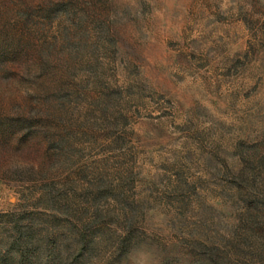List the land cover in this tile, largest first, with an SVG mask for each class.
Segmentation results:
<instances>
[{
	"label": "rangeland",
	"instance_id": "374dc122",
	"mask_svg": "<svg viewBox=\"0 0 264 264\" xmlns=\"http://www.w3.org/2000/svg\"><path fill=\"white\" fill-rule=\"evenodd\" d=\"M17 224L40 264H264V0H0Z\"/></svg>",
	"mask_w": 264,
	"mask_h": 264
},
{
	"label": "trees",
	"instance_id": "16d2710c",
	"mask_svg": "<svg viewBox=\"0 0 264 264\" xmlns=\"http://www.w3.org/2000/svg\"><path fill=\"white\" fill-rule=\"evenodd\" d=\"M67 5L68 4H62V3H55L52 4L46 11L45 14H47L46 19H48V23L51 25L53 22H55V20H57L58 16L57 15H61L63 14L64 16H67ZM25 15V14H24ZM28 47H30V49H32V46L28 45ZM51 47L52 46H42L41 47V52L39 51V56L41 57V59L44 61L45 66H51L52 65V61L50 58V51H51ZM94 218L92 220V223L90 222V224H88V226L86 225L85 230H88L89 228H91L92 226H94L99 220V218L101 217L98 213H94ZM16 226V237L13 238L10 242V245L7 246L5 248V252L2 254L0 253V264H7V257L10 253V251L12 250H16L17 252V257L14 260V264H40L38 262V257L35 255V251H33L32 249H30V243H32L31 239H32V229L28 228L26 230H22L20 228V226L15 225ZM79 242H77V256H73L71 258V263L69 264H78L79 259H81V257H83V253H81V251H83L84 249L87 250L88 246L91 245L90 242H88L87 240H85L84 237L80 238L78 240ZM26 242L28 243V245H25ZM25 243V244H23ZM25 245V246H24ZM215 256V255H214ZM210 256L207 259L208 261H210L212 264H218V258L215 256Z\"/></svg>",
	"mask_w": 264,
	"mask_h": 264
}]
</instances>
